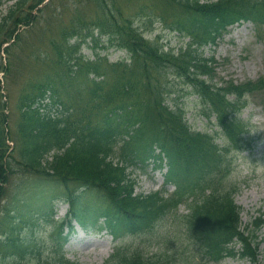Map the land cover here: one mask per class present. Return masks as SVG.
I'll use <instances>...</instances> for the list:
<instances>
[{
    "label": "trees",
    "instance_id": "obj_1",
    "mask_svg": "<svg viewBox=\"0 0 264 264\" xmlns=\"http://www.w3.org/2000/svg\"><path fill=\"white\" fill-rule=\"evenodd\" d=\"M25 0H19L15 7L5 16L4 22L0 24V39L3 33L4 24L11 19L17 9L24 6ZM222 2L208 4L205 7L198 6L202 12L212 9H218ZM27 13V12H26ZM25 13V14H26ZM31 14L27 13L20 23L31 22ZM204 27L210 29L212 22L207 18L204 20ZM174 23L181 27L185 19L178 17ZM131 20L120 17L110 18L103 15L101 20L94 22L95 29L98 27L101 33L108 34L112 42L120 47H130L134 52L135 58L131 65L119 63L123 69L118 70L113 67L119 75L118 78L103 88L102 81L95 82V85H101V97L105 102L106 108L113 106L111 110L116 112L123 111L126 114L133 113L142 126L153 121V117L142 106L145 98L151 99L158 108L157 118L161 121L165 119L170 123L171 129L166 130L160 124H150L141 128V132H146L152 141L157 142L168 152L172 151V141L175 134L180 133V129L175 123V118L180 119V115L167 111L162 106V101L167 97L169 84L167 82V73L169 70H185V65L190 66L193 59L182 58L181 55L160 53L156 45L143 40L139 35H133V30L129 26ZM12 31L9 33L11 35ZM61 31H57L51 44L54 49L63 57L65 55L63 47L57 42L61 38ZM71 56V53L69 52ZM171 62L172 65H168ZM88 72L105 74L104 67L97 61H87L84 64ZM194 79V78H188ZM195 80V79H194ZM100 83V84H99ZM50 86L48 81L42 90ZM44 91V90H43ZM56 92V90H54ZM35 99H31L34 101ZM96 111V115H94ZM97 105H93L91 113L86 112L87 121L83 123L71 122L67 129L57 130V123L41 117L40 115H25L26 131L28 140L23 148V156L26 158L29 168L38 172H47L49 169L55 171L57 176L71 177L87 185L97 188H104L112 195H117L120 189H128L129 185L122 183L123 174L120 169L113 167L111 162H106V156L112 151V141L109 135V127L104 123L107 120L109 109L97 112ZM32 112H35L32 110ZM166 117V118H165ZM161 135L159 139L157 136ZM62 150L56 152L54 159L49 161L47 154L52 150ZM46 164H43V161ZM225 206V207H224ZM232 203H213L208 211L207 217H215L217 222V231L230 233L236 230L233 225L235 217ZM75 214L80 209L78 205L74 207ZM226 221L222 222L223 219ZM242 238L243 235H241Z\"/></svg>",
    "mask_w": 264,
    "mask_h": 264
},
{
    "label": "rangeland",
    "instance_id": "obj_2",
    "mask_svg": "<svg viewBox=\"0 0 264 264\" xmlns=\"http://www.w3.org/2000/svg\"><path fill=\"white\" fill-rule=\"evenodd\" d=\"M131 7L128 9L130 14H135L137 11L136 4L134 1L129 0ZM11 1L5 2L3 6L6 8ZM47 33V27L45 24L38 22V25L32 27L31 29H26L24 36L19 42L14 53L16 52L18 59L29 65H34L37 67L38 72L50 69L52 67L51 60H45L35 63L38 59L36 57L50 56L52 58L53 50L49 46L48 39L45 34ZM251 39L250 37H248ZM227 36L219 47L223 53L230 51V54H234V58L227 64L220 68V74L227 78H234L238 81L250 79L258 76L264 71V44L253 42L246 49L241 50L237 45L232 46L227 43ZM175 40H173V43ZM91 49L86 47L84 52L88 55L91 54ZM102 53H106L107 50H101ZM109 51H112L110 49ZM121 53L115 52L110 54L111 59H118ZM5 58V55H4ZM60 91L66 96L73 90L72 85L68 83L67 85L60 83L58 85ZM245 116L251 117L252 123L257 126L256 131H262L264 135V105H252L245 110ZM257 154L262 156L263 162L255 160L252 162L248 159L245 162L238 160L239 168H234L232 176L236 177L237 180L245 179L242 186V190L237 194L236 200L242 206L241 220L245 223L248 222L251 216L257 214V209L262 208L264 211V140L257 146ZM147 187V184H146ZM41 206V205H38ZM68 206L62 204L59 206L60 211H66ZM25 217V216H20ZM26 225V220L24 219L20 222V227ZM20 237V236H17ZM261 237L263 241L261 244L262 256L264 261V228L262 229ZM108 244L104 239H91L89 245L81 253V262H95L100 260L98 258L100 255H105L108 251ZM241 262L228 260L226 264H240Z\"/></svg>",
    "mask_w": 264,
    "mask_h": 264
}]
</instances>
